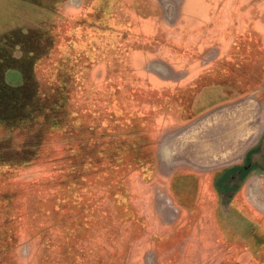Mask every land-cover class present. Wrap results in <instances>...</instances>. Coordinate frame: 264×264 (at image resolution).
Returning a JSON list of instances; mask_svg holds the SVG:
<instances>
[{"label":"rangeland","instance_id":"374dc122","mask_svg":"<svg viewBox=\"0 0 264 264\" xmlns=\"http://www.w3.org/2000/svg\"><path fill=\"white\" fill-rule=\"evenodd\" d=\"M53 1L0 0V36L56 23L62 53L88 52L73 102L93 137L116 127V171L90 169L53 225L61 164L0 163V264H264V0ZM124 106L144 118L108 119Z\"/></svg>","mask_w":264,"mask_h":264},{"label":"trees","instance_id":"16d2710c","mask_svg":"<svg viewBox=\"0 0 264 264\" xmlns=\"http://www.w3.org/2000/svg\"><path fill=\"white\" fill-rule=\"evenodd\" d=\"M58 2L53 1L52 10H55ZM97 14L96 11L93 15L96 19ZM55 26L56 23L52 24V34H49L48 28L39 27L28 29L25 34L19 30L17 35L9 32L0 36V126L2 140L7 138L4 146L1 145L3 141H0V163L10 170L33 167L47 158L61 164L57 177H63L64 181L61 179L58 188L52 191L49 206L46 207V215L51 216L53 225L56 216L67 215L66 210L74 200L72 192L85 184L86 173L90 169L93 172L99 170L100 173L106 165L107 170L115 172L117 157L112 146L117 138L116 127L112 126L107 137H93L95 127L97 131L102 129L101 121L98 125L95 112H86L73 102L77 92L83 91V70L88 67V52L70 49L68 53H62L59 50L58 35L53 34ZM26 34L32 36L31 41L34 43L31 49L25 48L23 37ZM17 51H20V56L15 55ZM51 51L52 56L54 52L62 55L58 58L62 70L60 73L54 72L52 83L46 84L44 80L39 82L32 75V69L38 60ZM9 69L21 71V85H11L4 80V72ZM116 111L119 114H115ZM116 111L109 112L110 121L114 118H124L126 121L144 118L128 106ZM87 117H90L91 122L96 119L97 124L87 125ZM124 129L130 132L132 127L125 125ZM56 137L61 141L59 149L54 147ZM51 140L52 156H43V151H49L47 144ZM4 190L7 192L8 188ZM8 196L5 194L2 197L3 209Z\"/></svg>","mask_w":264,"mask_h":264}]
</instances>
